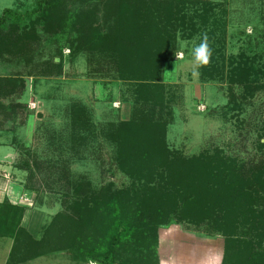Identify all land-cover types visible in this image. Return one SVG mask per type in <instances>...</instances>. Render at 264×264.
Instances as JSON below:
<instances>
[{
  "label": "trees",
  "instance_id": "1",
  "mask_svg": "<svg viewBox=\"0 0 264 264\" xmlns=\"http://www.w3.org/2000/svg\"><path fill=\"white\" fill-rule=\"evenodd\" d=\"M66 2L37 0V7L25 14L35 15V20L25 28L18 21L8 23V15L16 17V13L6 8L0 16V55L14 56L17 50L27 55L23 46H30L32 33H37L36 25L49 23L60 15L64 24L81 33L78 40L66 43L73 57L82 51L91 53V60L99 55L102 62L114 66L121 78L146 80L147 84L137 91L142 97L131 118L110 121L101 131L108 142L116 145L120 167L134 179L136 199L130 202L133 205L126 204L123 189L105 188L101 193L106 208L99 241L74 250L71 240L62 248L72 252L73 259L79 263L159 264V228L187 222L208 234L225 238L222 264H264V156L244 160L218 148L186 156L172 150L166 142L164 118L168 105L164 102L165 85L159 81L164 76L163 62L170 59L178 32L184 30L183 36L192 38L204 28L213 49L210 64L202 67L204 78L208 74L226 73L225 46L215 48L218 43L224 44L223 26L216 27L217 4L210 0H119L117 3L108 0L116 3L118 19L113 23L106 19L104 24L97 20L98 7L71 10L65 7ZM78 2L82 4L84 0ZM190 9L194 14H189ZM258 56L255 54L251 61L245 53L240 55L242 60L247 59L239 61L233 70L238 75L237 84H251L249 79L257 73ZM22 79L0 77V130H15L18 107H27V103L16 101L5 105L3 102L4 97L21 93L25 85L20 83ZM230 92L236 91L231 88ZM88 115L87 109L73 111L75 125L86 132L84 136L77 135L74 142L85 143L95 134ZM17 141L15 137L12 143L16 147ZM43 165L41 160L23 156L15 164L26 172L25 189L35 192L40 204H47L41 192V183L48 178ZM78 188L82 191V185ZM80 195L76 192V202ZM24 213V206L14 205L9 199L0 203V236L4 234L5 238L14 240L7 264H18L61 249L62 238L54 220L59 213L53 216L41 240H36L22 226ZM126 252L131 254L129 258H120Z\"/></svg>",
  "mask_w": 264,
  "mask_h": 264
},
{
  "label": "rangeland",
  "instance_id": "2",
  "mask_svg": "<svg viewBox=\"0 0 264 264\" xmlns=\"http://www.w3.org/2000/svg\"><path fill=\"white\" fill-rule=\"evenodd\" d=\"M76 1L67 0L65 7L91 10L96 6L97 20L104 24H107L106 19L108 23L118 19L114 7L119 0H114L115 4L108 0H84L82 4ZM210 1L217 4L216 27L223 26L224 30V41L221 40L224 44L218 43L215 48L225 46L227 70L224 76L216 73L204 78L200 68L199 78H193L192 48L207 31L199 29L192 38H185L184 30L178 32L170 59L163 62L164 76L158 80L165 85L164 102L168 105L167 118H164L166 142L172 150L186 156L218 148L244 160L259 158L264 156V0ZM36 7L37 0H0V16L6 8H11L16 17L8 15V23L18 21L25 28L35 20V15L25 14ZM189 14H194V10L190 9ZM38 24L30 46H23L27 55H22L20 50L15 51L14 56L11 53L0 55V77L23 78L20 83H25L20 94L4 97L3 102L5 105L16 101L27 103L28 108L18 107L15 130L11 132L19 141V159L23 156L44 164L48 178L42 181L41 192L45 202L55 206L50 217L59 213L54 217L62 238L58 251L63 258L68 257L77 264H91L79 263L73 259L72 252L62 247L71 240L74 250L99 241L106 208L101 193L105 188L123 189L126 204L135 201L134 179L120 167L116 161V145L108 142L101 131L110 121L131 118L142 97L137 91L147 82L121 78L114 66L102 62L99 55L91 60V53L82 51L73 57L66 43L78 40L81 33L64 24L60 15L49 23ZM176 51L184 52L183 60L176 61ZM242 53L251 61L255 54L259 55L257 73L246 86L237 84L238 75L233 73L242 60ZM231 88L235 94L230 92ZM31 102H35L37 108L30 107ZM75 109H87L95 127V134L85 143L74 142L77 135H86L74 123ZM11 136L10 132H5V138ZM76 192L81 194L79 202L74 199ZM66 237L69 240H65ZM225 242L223 236L208 234L187 222L161 227L158 262L222 264ZM130 255L126 252L120 254V258L127 260Z\"/></svg>",
  "mask_w": 264,
  "mask_h": 264
},
{
  "label": "crops",
  "instance_id": "3",
  "mask_svg": "<svg viewBox=\"0 0 264 264\" xmlns=\"http://www.w3.org/2000/svg\"><path fill=\"white\" fill-rule=\"evenodd\" d=\"M5 132H10L12 136L5 138ZM12 132L0 130V203L9 199L14 205L24 206L25 213L22 226L36 240H41L46 227L53 218V215L50 217V214L55 206L53 204L51 206L40 204L37 200V194L25 189L24 177L26 172L15 166L19 159V152L16 145L12 144L15 143V137H17ZM5 146V149L1 148ZM56 213L53 214L55 215ZM35 230H37L36 233ZM13 245V239L5 238L4 234L0 236V264H7ZM61 254L57 250L18 264H77L68 257L63 258ZM168 264H174V262H169Z\"/></svg>",
  "mask_w": 264,
  "mask_h": 264
},
{
  "label": "clouds",
  "instance_id": "4",
  "mask_svg": "<svg viewBox=\"0 0 264 264\" xmlns=\"http://www.w3.org/2000/svg\"><path fill=\"white\" fill-rule=\"evenodd\" d=\"M191 55L193 61L191 75L193 78H199L200 68L208 66L213 55V49L210 46L209 36L206 32L201 34L199 43L192 48ZM175 56L176 61L183 60L184 52L176 51Z\"/></svg>",
  "mask_w": 264,
  "mask_h": 264
},
{
  "label": "built area",
  "instance_id": "5",
  "mask_svg": "<svg viewBox=\"0 0 264 264\" xmlns=\"http://www.w3.org/2000/svg\"><path fill=\"white\" fill-rule=\"evenodd\" d=\"M116 105L119 106V103L118 104L116 103ZM30 107H32L33 109H35V108H37V104L35 102H31L30 103ZM92 264H96V263L94 262Z\"/></svg>",
  "mask_w": 264,
  "mask_h": 264
},
{
  "label": "water",
  "instance_id": "6",
  "mask_svg": "<svg viewBox=\"0 0 264 264\" xmlns=\"http://www.w3.org/2000/svg\"><path fill=\"white\" fill-rule=\"evenodd\" d=\"M96 264H104V263L97 262Z\"/></svg>",
  "mask_w": 264,
  "mask_h": 264
}]
</instances>
